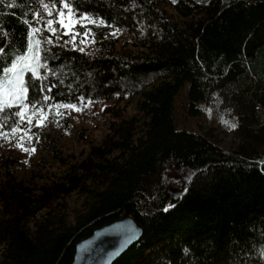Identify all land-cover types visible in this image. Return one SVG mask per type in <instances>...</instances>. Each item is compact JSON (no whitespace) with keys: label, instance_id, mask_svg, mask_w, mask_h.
I'll use <instances>...</instances> for the list:
<instances>
[{"label":"trees","instance_id":"trees-1","mask_svg":"<svg viewBox=\"0 0 264 264\" xmlns=\"http://www.w3.org/2000/svg\"><path fill=\"white\" fill-rule=\"evenodd\" d=\"M33 2L0 3V78L28 51ZM70 7L119 35L92 51L40 35L41 66L25 74V102L114 100L115 112L139 95L138 112L111 123L102 144L43 183L16 179L4 163L0 264H71L78 241L127 215L143 235L113 264H264V154L250 149L264 144V0ZM117 41L138 51L106 46ZM213 99L238 121L242 142L233 151L178 127L176 107L197 116V104ZM76 192L85 201L70 221L65 198Z\"/></svg>","mask_w":264,"mask_h":264},{"label":"rangeland","instance_id":"rangeland-1","mask_svg":"<svg viewBox=\"0 0 264 264\" xmlns=\"http://www.w3.org/2000/svg\"><path fill=\"white\" fill-rule=\"evenodd\" d=\"M44 4L49 5V10L53 13L52 16L48 15V10L43 7ZM33 8L34 11H32L30 19V43L39 42L41 35L50 41L57 40L67 46H79L84 50L92 51L96 49L99 42L116 38L119 35L117 29L105 22L103 25H98L85 21L86 27H81L79 23H76L73 31H68V28L64 29L68 34L57 33L59 35V39H57L56 35L48 31L47 21L54 18L56 20L63 19L65 24L72 27L67 16L63 18L57 16V12L60 10L67 13V9H63V4L53 6L51 0H34ZM163 8L175 19L182 20L169 2H165ZM89 17L96 21L101 20ZM53 27L59 29L60 25L54 23ZM33 29L39 31L33 32ZM85 32L89 34L84 35ZM75 33L80 35H75ZM74 35L75 39H73ZM106 46L115 52L138 51L129 45H123L120 41L115 42L113 46L107 42ZM24 55L27 56L28 51ZM25 63L29 67H25ZM15 64L17 65L15 72L5 71V74L9 76L7 80L13 82L7 86V95L0 91V101H7V104L0 103V109H2L0 110V171L6 163H11L16 179L43 183L49 178L58 177L67 169L68 162L81 160L91 146L102 144L111 123L131 118L138 112L139 95L123 99L119 103V110L115 112L112 110L114 100L87 99L84 100L85 103H81V101L73 103L80 108V111L56 107L63 103L36 105L25 102V99L18 100L20 94L14 90L17 75L22 76V87L25 88L26 72L33 73L31 69L35 68L36 71L41 63L30 58L25 62H15ZM22 105H26V107H21ZM197 106L199 107L197 116H188L186 112L176 107L178 127L191 128L216 141L222 148L229 151L235 150L242 142L236 117L227 114L218 106L215 99L210 102H200ZM20 111L24 113L23 120L19 115H16ZM57 112L60 114L57 115ZM119 112L121 115L116 117ZM29 119L31 123H28ZM254 147L258 153L264 154V144L250 146V149H254ZM84 201L85 196L78 192L65 198L70 221L75 213L83 208Z\"/></svg>","mask_w":264,"mask_h":264},{"label":"water","instance_id":"water-1","mask_svg":"<svg viewBox=\"0 0 264 264\" xmlns=\"http://www.w3.org/2000/svg\"><path fill=\"white\" fill-rule=\"evenodd\" d=\"M142 235V227L131 215L117 219L78 241L71 264H113Z\"/></svg>","mask_w":264,"mask_h":264},{"label":"snow or ice","instance_id":"snow-or-ice-1","mask_svg":"<svg viewBox=\"0 0 264 264\" xmlns=\"http://www.w3.org/2000/svg\"><path fill=\"white\" fill-rule=\"evenodd\" d=\"M4 2H5V0H0V3H4ZM175 2H176V0H173V3H175ZM9 3H15V0H9ZM56 3L63 4V9H67V13H65L63 10H60L59 12H57V16H59L61 18L67 16L68 19L71 21V25H72V27H69V25L64 23L63 19H60V20H56L55 18L54 19H49L47 21V29H48V31L52 32L53 35H56L57 39H59V35H57V33H62V34H65V35L68 34V32H65L64 29L68 28V31H73V27H74V25L76 23H79L81 25V27H86V25L84 23L85 21H87L88 23H94V24H98V25H103L104 24V21H102V20L96 21V20L90 18L87 14H84V13H80L79 16H77L75 10L72 7H70V5L72 4V0H53V6ZM43 7H44L45 10H48V15L49 16L53 15L52 11L49 10V5L48 4H44ZM24 23L29 24L30 22L29 21H24ZM54 23H58L60 25V28L58 29V28L53 27ZM36 31H39V30L38 29H33V32H36ZM88 34H89L88 32L84 33V35H88ZM113 34H115V33H113ZM75 35H80V34L79 33H75ZM75 35L73 36V39H75ZM45 43H51V41L48 40L47 38H45ZM30 58L34 59L37 63L40 60V56H39V42L38 41L34 42V43H30L29 46H28V55L27 56L21 55L20 57H18V61L17 62L18 63L25 62V61H27ZM16 66H17L16 64H13L12 68L7 69V71L8 72H15L16 71ZM25 67H29V65H27L25 63ZM31 71L33 72V74H35V68H32ZM37 78L39 79L40 77H37ZM12 83L13 82L10 81V80H6L4 78H0V91H3L4 94L7 95V86L11 85ZM22 85H23V78H22V76L17 75L16 86H15L14 90L18 91L19 94H20L18 96V98H17L18 100L25 99L26 98V93L28 91V89L27 88H23ZM44 99L47 100L48 97H44ZM78 99L81 101V103H85L83 97H79ZM0 103L7 104V101L6 100L5 101H0ZM87 103H90V101H87ZM21 107H26V105H22ZM56 107L71 108V109H73L75 111H80V108L77 107V105H74V104H60V105H57ZM0 110H2V109H0ZM59 114L60 113L57 112V115H59ZM16 115H19L22 120L24 119V113L22 111L17 112ZM28 123H31L30 119L28 120ZM37 126H40V125L37 124Z\"/></svg>","mask_w":264,"mask_h":264}]
</instances>
